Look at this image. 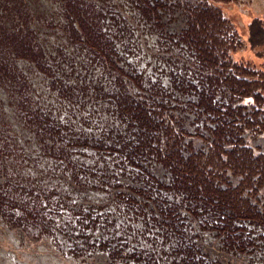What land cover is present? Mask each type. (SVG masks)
<instances>
[{
    "label": "trees",
    "instance_id": "16d2710c",
    "mask_svg": "<svg viewBox=\"0 0 264 264\" xmlns=\"http://www.w3.org/2000/svg\"><path fill=\"white\" fill-rule=\"evenodd\" d=\"M135 1L144 24L178 51L182 69L170 72L168 85L143 87L141 73L119 65L114 44L88 7L93 0H60L67 37L114 76L112 108L128 133L122 147L130 179L136 173L129 188L134 199L125 201L131 200L143 225L151 221L160 239L159 246L142 250L110 244L98 263L244 264L254 250L264 258V60L255 68L230 57L241 45L238 35L207 0ZM9 2H0V56L12 49L47 68L38 42L24 41L27 15ZM247 42L252 48L264 43L262 20L249 22ZM16 75L0 60V79L13 82ZM41 123L52 145L54 128ZM257 137L263 138L252 144ZM156 165L165 180L154 175ZM20 191L33 196L31 189L11 186L10 193ZM5 201L0 190V215ZM34 212H28L29 222L38 217ZM10 221L17 227V218ZM73 250L77 262L87 264V250Z\"/></svg>",
    "mask_w": 264,
    "mask_h": 264
},
{
    "label": "rangeland",
    "instance_id": "374dc122",
    "mask_svg": "<svg viewBox=\"0 0 264 264\" xmlns=\"http://www.w3.org/2000/svg\"><path fill=\"white\" fill-rule=\"evenodd\" d=\"M206 3L216 6L238 35L241 45L230 57L257 68L264 60V43L252 48L247 26L254 18L264 22V0ZM9 4L27 15L24 41L38 42L47 68L40 70L32 57L12 49L0 56L3 67L17 74L13 82L0 79V190L6 200L0 264H79L73 250L78 245L87 250V264H100L107 247L118 241L131 250L159 246L157 228L150 220L143 225L134 204L125 201L133 198L129 188L136 184V173L130 179L122 147L128 133L112 108L114 76L98 56L67 37L60 0ZM88 7L114 44L119 65L141 73L143 87L168 85L170 72L181 71L177 49L144 24L135 0H93ZM41 120L54 128L52 145ZM154 169L165 180V172L157 165ZM12 185L33 190V196L10 193ZM34 210L38 217L29 222L28 212ZM14 218L17 227L10 221ZM103 243L105 251L99 252ZM249 259L244 264H264L257 250Z\"/></svg>",
    "mask_w": 264,
    "mask_h": 264
}]
</instances>
